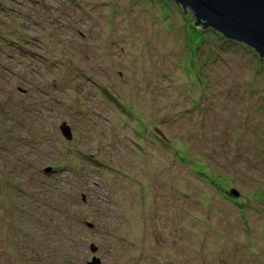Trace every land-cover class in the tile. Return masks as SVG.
Wrapping results in <instances>:
<instances>
[{
	"label": "rangeland",
	"instance_id": "obj_1",
	"mask_svg": "<svg viewBox=\"0 0 264 264\" xmlns=\"http://www.w3.org/2000/svg\"><path fill=\"white\" fill-rule=\"evenodd\" d=\"M195 22L0 0V264H264V61Z\"/></svg>",
	"mask_w": 264,
	"mask_h": 264
},
{
	"label": "water",
	"instance_id": "obj_2",
	"mask_svg": "<svg viewBox=\"0 0 264 264\" xmlns=\"http://www.w3.org/2000/svg\"><path fill=\"white\" fill-rule=\"evenodd\" d=\"M189 9L198 27L217 32L224 40L239 43L264 61V0H172ZM60 132L70 140L69 127ZM91 264H98L93 259Z\"/></svg>",
	"mask_w": 264,
	"mask_h": 264
},
{
	"label": "trees",
	"instance_id": "obj_3",
	"mask_svg": "<svg viewBox=\"0 0 264 264\" xmlns=\"http://www.w3.org/2000/svg\"><path fill=\"white\" fill-rule=\"evenodd\" d=\"M221 36V35H220Z\"/></svg>",
	"mask_w": 264,
	"mask_h": 264
}]
</instances>
